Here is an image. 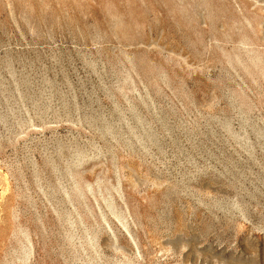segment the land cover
<instances>
[{
	"label": "rangeland",
	"instance_id": "obj_1",
	"mask_svg": "<svg viewBox=\"0 0 264 264\" xmlns=\"http://www.w3.org/2000/svg\"><path fill=\"white\" fill-rule=\"evenodd\" d=\"M0 264H264V0H0Z\"/></svg>",
	"mask_w": 264,
	"mask_h": 264
}]
</instances>
